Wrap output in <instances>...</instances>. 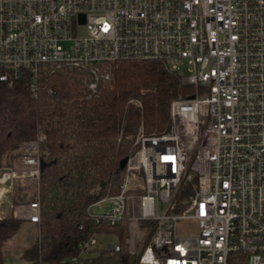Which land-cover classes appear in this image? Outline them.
I'll return each instance as SVG.
<instances>
[{"label":"built area","instance_id":"2783aa9c","mask_svg":"<svg viewBox=\"0 0 264 264\" xmlns=\"http://www.w3.org/2000/svg\"><path fill=\"white\" fill-rule=\"evenodd\" d=\"M119 60L162 61L194 92L172 101L166 131L140 128L119 192L89 211L95 229L65 264L122 221L155 222L141 264H264V0H0L1 83L26 77L36 97L45 69L71 67L94 93ZM43 139L5 157L0 218L40 222Z\"/></svg>","mask_w":264,"mask_h":264},{"label":"trees","instance_id":"16d2710c","mask_svg":"<svg viewBox=\"0 0 264 264\" xmlns=\"http://www.w3.org/2000/svg\"><path fill=\"white\" fill-rule=\"evenodd\" d=\"M106 72L108 78L99 73L94 93L88 88L89 72L71 67L45 69L36 97L26 77L12 85L0 82V169L22 142L44 135L41 220L33 224L34 240L22 251L25 264H65L79 255L95 229L89 207L119 192L125 172L121 163L137 150L140 128L149 135L166 131L172 101L194 92L162 61L119 60ZM22 200L20 189H14L12 203ZM22 223L11 213L0 218V264H6L3 246ZM139 225L144 232L139 255L127 252L128 227L122 221L108 230L117 236L118 252L101 249L76 264H141L155 222Z\"/></svg>","mask_w":264,"mask_h":264},{"label":"rangeland","instance_id":"374dc122","mask_svg":"<svg viewBox=\"0 0 264 264\" xmlns=\"http://www.w3.org/2000/svg\"><path fill=\"white\" fill-rule=\"evenodd\" d=\"M82 30V29H81ZM184 74L186 72L183 71ZM108 203H97L89 207L92 214H99L106 208ZM186 223L181 224L182 228L186 227ZM137 229L128 228V236L125 244L127 252L130 255H139L138 245L143 237V230L140 225ZM128 227V226H127ZM130 230V231H129ZM35 237L34 226L23 221L20 230L14 238L8 241L2 248L6 264H25V260L21 257L22 251L31 244ZM97 241V250L106 249L108 245L116 244L118 242L117 236L109 231H101L95 235Z\"/></svg>","mask_w":264,"mask_h":264},{"label":"water","instance_id":"95a60500","mask_svg":"<svg viewBox=\"0 0 264 264\" xmlns=\"http://www.w3.org/2000/svg\"><path fill=\"white\" fill-rule=\"evenodd\" d=\"M126 162H127V159H124L122 161L121 165L124 167L125 164H126ZM44 166H45V162L41 159V161H40V168H41V170L44 168Z\"/></svg>","mask_w":264,"mask_h":264}]
</instances>
